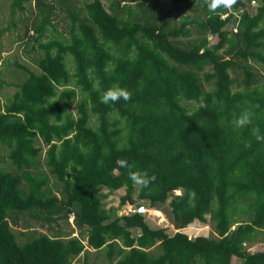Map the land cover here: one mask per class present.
Wrapping results in <instances>:
<instances>
[{
  "label": "trees",
  "instance_id": "trees-1",
  "mask_svg": "<svg viewBox=\"0 0 264 264\" xmlns=\"http://www.w3.org/2000/svg\"><path fill=\"white\" fill-rule=\"evenodd\" d=\"M11 1L12 11L34 5L24 34L40 54L36 71L13 62L24 77L0 104V264H72L86 247L103 250L108 264H264V250L246 246L264 232V142L251 130L264 133V0L215 11L196 0L204 19L172 28L188 0L170 8L158 0ZM59 15L63 30L50 37ZM190 24L198 39L184 42ZM114 85L131 100L101 103ZM244 110L252 124L237 129ZM3 150L14 171L2 168ZM42 154L61 198L37 169ZM137 170L155 180L134 183ZM120 189L119 205L106 211L102 191ZM138 202L164 211L175 230L147 214L118 215ZM10 213L68 225L73 215L79 236L15 232ZM207 215L215 237L184 232Z\"/></svg>",
  "mask_w": 264,
  "mask_h": 264
},
{
  "label": "rangeland",
  "instance_id": "rangeland-1",
  "mask_svg": "<svg viewBox=\"0 0 264 264\" xmlns=\"http://www.w3.org/2000/svg\"><path fill=\"white\" fill-rule=\"evenodd\" d=\"M156 1V0H155ZM161 3L160 8H170L172 2L170 0H158ZM11 0H0V104H4L12 96V94L17 90L16 82L18 78L24 77V74L20 69H16L13 62L17 61L20 64H23L30 68L33 71L37 70L35 64V57L40 54L39 49L35 46V49L32 48V42H28V37L25 36V28L29 26V18L31 17V12H34V5H25V9L20 11L15 9L11 10ZM258 6V2L251 3V8L254 10ZM231 10V9H230ZM236 13V12H235ZM63 15H59L56 19L53 20L57 32L51 31L49 36H57L58 33L62 32L63 24L60 20ZM205 17V12L203 6L199 4L196 0H188L186 2H180L176 11L170 17L169 26L179 27L183 19L194 20L198 19L202 21ZM188 28L191 31L190 36L184 37V42H190L194 39H198V34L196 31L195 24L188 25ZM229 29V27H228ZM211 42H216L214 36H209ZM8 60L9 63L4 61ZM21 72V73H20ZM22 74V75H21ZM3 158L6 157V150L2 151ZM2 168L7 171H14L13 167L6 160L2 165ZM38 170H43L47 173L49 177V187L50 190L57 195L59 198L62 197L60 191L62 186L56 181V179L50 175L47 168L44 165V154H42L38 165ZM35 172V170H33ZM103 195L106 197L103 200V207L106 211H109L111 208H116L119 205V198L124 194V189H120L114 192H109L107 190L102 191ZM134 198L136 195L133 196ZM143 204V202H138ZM127 206V205H126ZM125 206V207H126ZM167 205H164L166 209ZM124 209V208H123ZM121 211H118L120 215ZM147 214L154 224L158 226H168L173 231L175 228L169 222L164 211H157L150 209ZM239 221L247 220L246 216H237ZM208 221L206 223L195 222L192 226H189L184 229V232L191 237L203 236V237H215L214 234V223L211 221L210 217L207 215ZM10 226L13 228V231L22 230L24 228H32L36 231H41L45 234L53 235L56 232L64 233L65 235H71L74 237L79 236V229L75 226L73 222L72 215L69 216V225L62 220H58L55 223L45 224L39 219H34L29 216L28 213H10L9 216ZM43 225V227L41 226ZM137 232H135L136 234ZM33 232L28 229L27 237L32 236ZM58 235V234H57ZM19 240L24 241L25 237L19 238ZM248 250L254 252L257 250H264V232H262L256 241L251 244L246 245ZM232 264H241L239 259H233ZM72 264H108L105 252L103 250L95 251L90 248H85L83 254L78 258L73 260Z\"/></svg>",
  "mask_w": 264,
  "mask_h": 264
},
{
  "label": "clouds",
  "instance_id": "clouds-1",
  "mask_svg": "<svg viewBox=\"0 0 264 264\" xmlns=\"http://www.w3.org/2000/svg\"><path fill=\"white\" fill-rule=\"evenodd\" d=\"M208 7L210 11H215L220 7L231 8L237 0H207ZM225 16H222L224 18ZM132 98V93L126 87H120L119 85H114L106 90L100 97V102L103 104H115L121 99L124 101H129ZM253 113L249 110L242 111L239 116L235 119L234 124L237 129L245 128L252 124ZM252 134L258 142H264V133H261L258 127H253ZM120 167L133 168L134 165L129 164L125 159L117 161ZM129 178L136 184L142 187H148L154 180L155 176H149L146 170L140 171H130ZM192 198L195 197V192L190 193Z\"/></svg>",
  "mask_w": 264,
  "mask_h": 264
},
{
  "label": "built area",
  "instance_id": "built-area-1",
  "mask_svg": "<svg viewBox=\"0 0 264 264\" xmlns=\"http://www.w3.org/2000/svg\"><path fill=\"white\" fill-rule=\"evenodd\" d=\"M150 208H147V206L145 204H127L126 207H124L123 210H121L120 215L121 214H134V213H138V214H146L149 213ZM71 216V215H70ZM73 217V215H72ZM74 218V217H73Z\"/></svg>",
  "mask_w": 264,
  "mask_h": 264
}]
</instances>
